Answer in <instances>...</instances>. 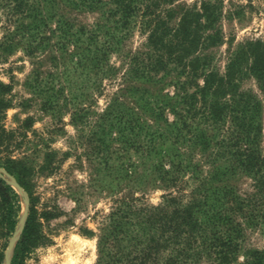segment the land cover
Segmentation results:
<instances>
[{
	"label": "trees",
	"instance_id": "trees-1",
	"mask_svg": "<svg viewBox=\"0 0 264 264\" xmlns=\"http://www.w3.org/2000/svg\"><path fill=\"white\" fill-rule=\"evenodd\" d=\"M174 1L4 0L16 14V26L3 42L22 40L28 53L31 48L54 52L52 70L42 78L33 69L30 87L44 96L48 109H72L88 161L101 176L97 180L118 189L124 180L140 185L149 177L174 190L157 204L133 194L115 197L99 229L97 264H264V248L241 244L246 226L264 232L262 105L257 94L241 87L247 77L264 87V40L238 43L220 72L211 48L221 40V7L209 0L198 8L167 6ZM68 10L99 15L92 24L77 23ZM136 25L145 33L144 47L126 53L122 83L89 122L92 90L101 94L102 79L116 74L109 55L121 51ZM9 90L0 81V166L28 195L9 264H25L44 235L33 167L25 156L9 153L25 142V133L7 130L1 122ZM27 119L21 128L29 125ZM50 156L46 153L42 169ZM243 177L249 188L240 191L237 182ZM19 212L18 193L0 176V264Z\"/></svg>",
	"mask_w": 264,
	"mask_h": 264
},
{
	"label": "rangeland",
	"instance_id": "rangeland-1",
	"mask_svg": "<svg viewBox=\"0 0 264 264\" xmlns=\"http://www.w3.org/2000/svg\"><path fill=\"white\" fill-rule=\"evenodd\" d=\"M201 1L175 0L167 6L198 8ZM209 1L221 7V16L217 21L221 40L211 48V52L213 66L222 72L229 53L238 43L248 39L264 40V3L262 0ZM11 14L4 0H0V81L10 86L6 95L10 105L1 122L7 130L25 133V142L18 148H12L9 153L12 157L25 156L33 167V192L37 197L36 208L41 214L39 221L44 235L43 242L27 256L25 264H97L99 229L104 217L113 207L115 197L133 194L142 196L146 203L157 204L164 194L174 190L161 186L149 177L140 185L128 186L127 180H124L118 189L114 187L115 183L109 185L97 180L101 176L88 161V148L79 136L80 131L71 121L72 109H48L42 102L44 96L38 95L30 87L33 69L41 71L42 78H45V72L52 70L49 57L54 52L50 49L31 48L28 53L22 40L9 46L4 44L3 36L13 32L16 26L13 22L16 14ZM66 14L75 22L84 24H92L99 15L97 11L75 10H68ZM177 16L178 14L174 16L171 23L176 21ZM144 43L145 33L136 25L123 42L121 51L109 55V63L115 66L116 74L102 79L101 94L92 90V103L87 114L89 122L102 111L109 96L122 83L120 76L127 66L126 53L143 49ZM1 44L6 45V49H2ZM54 82L56 85L57 81ZM241 87L252 90L261 101L260 148L264 154V87L260 90L251 77L245 78ZM165 90L171 91L172 86L166 85ZM168 116L172 117L169 113ZM25 119L29 125L21 128ZM88 132L86 124L82 133L86 135ZM46 153L51 154V162L48 168L42 169L40 166L45 161ZM3 154L4 152L2 156ZM132 159L136 161L134 155ZM2 170L5 171L0 166V174L10 181ZM249 183L248 178H241L237 182L239 190H247ZM24 192L26 193L25 190ZM18 195L20 214L24 209L25 197L22 192H18ZM42 212L47 216H43ZM19 236L20 234L16 238L11 236L7 242L5 249L11 253L10 259L13 252L11 245L14 241L15 245ZM241 244L243 248H264V232L259 226H246Z\"/></svg>",
	"mask_w": 264,
	"mask_h": 264
},
{
	"label": "water",
	"instance_id": "water-1",
	"mask_svg": "<svg viewBox=\"0 0 264 264\" xmlns=\"http://www.w3.org/2000/svg\"><path fill=\"white\" fill-rule=\"evenodd\" d=\"M7 176H9L10 178V181H8L3 175L0 174V176L6 180V182L8 184H10L12 187L15 188L16 192H22L24 194V197H25V205H24V209L22 210V213L19 214V217H18V221H17V224H16V227H15V230L13 232V235H12V238H16L18 237V235L21 233V230H22V227L24 225V222H25V218H26V214H27V208H28V197L26 195V193L24 192V190L19 186V184L15 181V179L9 175L6 171L2 170ZM15 242V241H14ZM14 242L13 244L11 245V251L13 249V246H14ZM10 255L11 253L9 254L8 252V249H5L4 251V259H3V264H9V261H10Z\"/></svg>",
	"mask_w": 264,
	"mask_h": 264
},
{
	"label": "clouds",
	"instance_id": "clouds-1",
	"mask_svg": "<svg viewBox=\"0 0 264 264\" xmlns=\"http://www.w3.org/2000/svg\"><path fill=\"white\" fill-rule=\"evenodd\" d=\"M240 259L243 260V257L241 256Z\"/></svg>",
	"mask_w": 264,
	"mask_h": 264
}]
</instances>
